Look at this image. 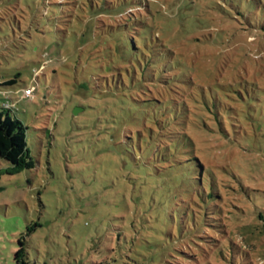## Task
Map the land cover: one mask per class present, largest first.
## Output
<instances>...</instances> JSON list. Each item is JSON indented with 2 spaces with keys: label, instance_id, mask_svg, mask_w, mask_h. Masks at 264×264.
<instances>
[{
  "label": "rangeland",
  "instance_id": "1",
  "mask_svg": "<svg viewBox=\"0 0 264 264\" xmlns=\"http://www.w3.org/2000/svg\"><path fill=\"white\" fill-rule=\"evenodd\" d=\"M243 1L0 0L33 160L0 157V264L20 240L26 264H167L182 237L168 264H230L222 241L264 264V0ZM155 94L195 125L202 184L158 156Z\"/></svg>",
  "mask_w": 264,
  "mask_h": 264
},
{
  "label": "trees",
  "instance_id": "2",
  "mask_svg": "<svg viewBox=\"0 0 264 264\" xmlns=\"http://www.w3.org/2000/svg\"><path fill=\"white\" fill-rule=\"evenodd\" d=\"M243 3L244 1L240 3L237 2V4L240 5ZM47 11L48 7L46 8L45 13H47ZM22 19L26 20V18ZM16 24L18 25V23ZM156 59L157 57L155 56V67H159L160 64H157ZM167 79L168 78H166V76H162L159 79H155V81L160 82V84H163L166 88L172 89V86H170L171 83L166 86L168 82ZM172 81L173 83L175 82V80ZM177 82L172 85L176 86L177 84H179ZM17 83L18 78L13 77L3 80L2 82H0V85H14ZM10 91L11 90L9 89L0 88V157L11 162L16 166L17 171H20L25 167L33 166V160L29 157V149L27 144V127L24 125L21 119L11 116V112H13L14 106L6 107L5 100H7V98L1 97L3 92L10 93ZM230 95L231 94H227V97H230ZM173 102V96L164 98L161 95L155 94V111L159 110L158 117L161 118L160 120H158L157 117L155 121V144L158 147H161V149L157 150L158 156H163V159L166 162H171L170 166H173L172 163L176 164V166L190 164L193 169L192 171H194V173H192L193 178L191 179L192 184H202L204 178L207 180L208 169L207 166L203 168L202 164L198 161L197 153L195 152V141L190 138V134L188 132L189 130L195 128V125H193L192 127L191 125L187 124L188 115L179 116L177 112L172 111V109H175ZM165 111H167L168 113H165ZM217 119L219 123H221L220 120H222L223 117L219 114ZM29 160L32 162H30ZM199 173H201V175ZM205 174L206 176L204 177ZM210 179H212V176ZM215 195V189H212L208 193L209 197H213ZM183 240H185L184 237L174 241V248L172 252L173 254L179 252V250H177L176 248V244L178 245V243ZM20 244L21 247L15 253V260L17 261V264H26V250L24 247V241L20 240ZM172 253L170 254V257L168 256V260H166L167 264L169 262V259L173 255ZM213 253V256L227 260L230 264L236 263L235 257L237 255L241 257V254L238 251L233 250L231 246L226 248L225 241H222L221 245L218 246ZM201 264H209V260Z\"/></svg>",
  "mask_w": 264,
  "mask_h": 264
},
{
  "label": "built area",
  "instance_id": "3",
  "mask_svg": "<svg viewBox=\"0 0 264 264\" xmlns=\"http://www.w3.org/2000/svg\"><path fill=\"white\" fill-rule=\"evenodd\" d=\"M24 93L27 94V95H29V94L32 93V89L28 87V88H26L24 90ZM5 103H6V107H10V106H13L14 105V103H11V102H5Z\"/></svg>",
  "mask_w": 264,
  "mask_h": 264
}]
</instances>
